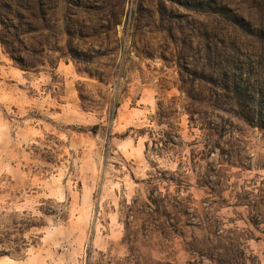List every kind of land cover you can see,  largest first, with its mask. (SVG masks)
<instances>
[{
	"label": "rangeland",
	"instance_id": "1",
	"mask_svg": "<svg viewBox=\"0 0 264 264\" xmlns=\"http://www.w3.org/2000/svg\"><path fill=\"white\" fill-rule=\"evenodd\" d=\"M2 213L0 264H264V0H0Z\"/></svg>",
	"mask_w": 264,
	"mask_h": 264
},
{
	"label": "trees",
	"instance_id": "2",
	"mask_svg": "<svg viewBox=\"0 0 264 264\" xmlns=\"http://www.w3.org/2000/svg\"><path fill=\"white\" fill-rule=\"evenodd\" d=\"M116 111L113 110V117ZM46 216H51V209L43 212ZM19 219L13 215L2 213L0 218V256H9L14 259H22L30 247V242L26 235L33 229L44 226L42 221L36 222L27 213ZM7 216V217H4Z\"/></svg>",
	"mask_w": 264,
	"mask_h": 264
}]
</instances>
